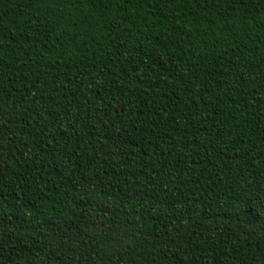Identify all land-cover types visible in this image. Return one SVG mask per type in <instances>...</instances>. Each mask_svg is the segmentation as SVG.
<instances>
[{"label":"trees","instance_id":"1","mask_svg":"<svg viewBox=\"0 0 264 264\" xmlns=\"http://www.w3.org/2000/svg\"><path fill=\"white\" fill-rule=\"evenodd\" d=\"M0 264H264V0H0Z\"/></svg>","mask_w":264,"mask_h":264},{"label":"snow or ice","instance_id":"2","mask_svg":"<svg viewBox=\"0 0 264 264\" xmlns=\"http://www.w3.org/2000/svg\"><path fill=\"white\" fill-rule=\"evenodd\" d=\"M81 2H83V0H81Z\"/></svg>","mask_w":264,"mask_h":264}]
</instances>
